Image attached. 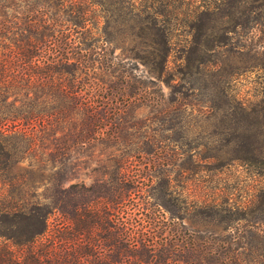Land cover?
<instances>
[{"label": "rangeland", "instance_id": "374dc122", "mask_svg": "<svg viewBox=\"0 0 264 264\" xmlns=\"http://www.w3.org/2000/svg\"><path fill=\"white\" fill-rule=\"evenodd\" d=\"M94 1L0 0V21L6 14L10 24L48 26L58 38L74 40V53L85 56L78 97L89 99V117L64 112L56 136L39 133V151L17 156L4 173L16 186L0 184V207L14 189L20 205L49 210V228L58 233L67 217L80 220L89 207V235L74 224L68 264L148 261L125 262L126 235L152 239L155 255L170 251L165 264L186 258L190 264H264V0H232L209 18H193L196 41L185 32L188 13L219 2ZM147 6L163 13L156 15L157 28L175 29L160 77L156 35L152 30L149 42L145 24L127 14ZM38 107L48 111L51 104ZM241 139L252 144L256 161L233 160ZM96 219H105L107 226L100 224L107 229ZM16 224L0 215V264L54 239L50 233L17 246L10 238ZM86 244L89 258L81 255ZM59 246L58 258L65 254ZM147 264H160L159 258Z\"/></svg>", "mask_w": 264, "mask_h": 264}, {"label": "trees", "instance_id": "16d2710c", "mask_svg": "<svg viewBox=\"0 0 264 264\" xmlns=\"http://www.w3.org/2000/svg\"><path fill=\"white\" fill-rule=\"evenodd\" d=\"M80 1H83V3L87 2V0ZM214 1L219 2L214 8L202 6L199 12L196 10L188 13V17L191 20L193 18L197 20L200 16L201 18H209L220 12L224 6L232 4V0ZM92 3L98 2L92 0ZM129 9L127 14L130 15L131 19H137L140 25L145 24L142 33L149 39V42L153 43V40H151L152 30L157 37L156 43L158 47L156 50L159 53L157 68L159 71L158 76L160 77L163 75L165 64L172 50L171 31L175 29L162 26L157 28L156 15L162 16L163 13L152 12L150 6L142 7V9ZM251 21L246 18L242 23L243 27L248 28ZM193 22L192 20L185 27V32L191 40H195L193 37L197 29V23ZM22 25L10 24L6 14L3 20L0 21V184L9 183L11 188L16 186L13 183L15 177L5 176L4 173L7 170H11L13 165L17 163L18 155L23 156L39 151L40 145H37L38 141H40L38 139L39 133L46 134L49 137L56 136L58 130L55 124L60 117L65 119V115H61L69 110H80L89 117V99H80L78 97L79 92L84 87L81 84L78 71H81L80 66H82L85 56L79 57L74 53V40H68V34L63 35V38H58L55 35V30L53 29L52 32L51 27L48 26L38 25L33 27ZM80 30V37L83 36L81 39L88 38L84 28L81 27ZM209 44V42H206L204 45V52L211 50ZM223 45L225 46L227 43L224 42ZM246 54H249V52L247 51ZM131 93L134 94L133 91ZM46 101L51 104L50 109L48 111L40 110L38 104H43ZM240 110L246 111L248 108L243 109L240 107ZM251 112H255V109H251ZM86 126L88 128L89 125ZM77 134H82V131L80 130ZM44 149L54 151L56 147H44ZM253 150L254 148L248 139L238 140L237 155L233 160L252 163L256 161ZM13 190L8 194L10 199L7 204L0 207V215L11 218L15 224L19 223L16 224L17 230L10 237L13 239L14 244L26 247L33 245L36 240L44 236H49L50 233L55 236L46 245L39 244L41 247L38 246L36 248L37 252L33 251L35 247H27L26 256L19 261L11 259L12 264H37L40 259L43 260L44 264H59L60 262L61 264H68L69 260L73 258L70 240L73 235L74 224L80 226L81 229H79L83 234L89 235V207L84 209L80 220L76 216L67 217L68 222L65 226H61L62 231L58 233L57 230L53 229L52 231L49 228V210L45 207L40 208L37 206L28 209L20 205L18 203L20 200L17 202L16 197L12 196ZM78 221L81 224H78ZM94 223L98 227L101 226L103 230L107 229V221L105 219L100 222L96 219ZM100 223L106 226L103 227ZM109 227L112 228L113 226L110 224ZM61 235L67 237L66 242L59 241L62 240ZM136 240L137 237L129 235L123 238L120 249L123 252L125 262L131 258L138 257L139 260L149 259L142 262L147 264L152 257L157 256L160 264H165V261L170 258V251L166 249L159 250L155 255V242L152 239L147 237ZM57 246H63L65 249L63 257H55L57 255ZM85 246L81 255H87L89 258V250H87L89 244ZM139 246L143 248L141 253H137ZM166 246L163 244L161 247L164 248ZM262 255L264 256V253L260 254V256ZM62 260L64 261L62 262ZM190 263L187 258L183 261V264ZM193 264L198 263L196 261Z\"/></svg>", "mask_w": 264, "mask_h": 264}]
</instances>
